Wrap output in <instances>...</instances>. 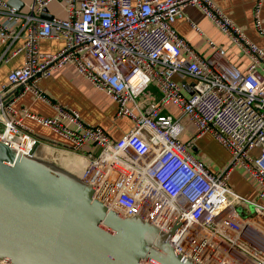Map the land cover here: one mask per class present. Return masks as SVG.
Listing matches in <instances>:
<instances>
[{"label": "built area", "instance_id": "built-area-1", "mask_svg": "<svg viewBox=\"0 0 264 264\" xmlns=\"http://www.w3.org/2000/svg\"><path fill=\"white\" fill-rule=\"evenodd\" d=\"M51 1L32 0L20 10L0 0V62L25 55L0 85V138L35 154L44 140L16 110V90L53 103L39 81L70 66L116 102L117 116L133 121L114 138L64 104L54 103V116L26 112L72 151L86 150L81 178L93 186L94 197L161 230L177 225L173 249L201 264H264V47L214 0H63L66 15L46 17ZM263 2L255 4L262 33ZM187 5L200 8L240 49L248 58L245 70L213 39L203 54L178 32L175 23ZM43 39L63 45L44 51ZM187 122L195 136L211 134L229 152L221 171L196 155L193 139L181 138ZM239 169L254 183V196L231 182ZM233 213L255 224L242 225Z\"/></svg>", "mask_w": 264, "mask_h": 264}, {"label": "water", "instance_id": "water-1", "mask_svg": "<svg viewBox=\"0 0 264 264\" xmlns=\"http://www.w3.org/2000/svg\"><path fill=\"white\" fill-rule=\"evenodd\" d=\"M176 227L121 216L81 177L0 138V264H201L173 249Z\"/></svg>", "mask_w": 264, "mask_h": 264}, {"label": "crops", "instance_id": "crops-1", "mask_svg": "<svg viewBox=\"0 0 264 264\" xmlns=\"http://www.w3.org/2000/svg\"><path fill=\"white\" fill-rule=\"evenodd\" d=\"M136 2L137 0H133ZM233 21L246 33V35L264 47V33L260 32L256 26L255 4L256 0H214ZM32 0H18L20 10H27ZM46 17L65 16V3L63 0H53L46 7ZM261 20L264 27V2L261 9ZM175 27L178 32L184 36L187 41L200 53L208 54L210 48L208 40L213 39L218 45L223 47L228 59L237 65L240 69L245 70L248 65V58L243 55L239 48L233 44L231 39L224 34L197 6L187 5L183 8L182 14L178 17ZM198 27V29L196 28ZM63 45L61 39H43L40 47L44 51H55ZM4 48V43L0 41V54ZM25 62L23 52L17 53L8 61L0 62V85L7 82V76L10 71L20 67ZM40 86L50 96L52 102L39 99L30 91H23L22 88L16 90L18 94L14 100V106L23 118V122L35 134L44 140V143L37 145L35 156L44 160L53 162L73 174L81 177L89 162V156L83 152H74L69 145L61 139L53 130L41 125L37 119L32 118L26 112L36 115L54 116L56 109L54 103L64 104L75 108L86 124H99L105 128L114 138H119L132 127L133 121L128 117L117 116V104L107 94L98 90L88 80L84 79L70 66L56 71L53 75L42 78L39 81ZM155 93L159 95L158 91ZM188 123V122H187ZM186 123V124H187ZM186 140L193 139V150L208 166L215 171H221L224 164L230 158L227 151V161L218 162V164L209 165L206 158H210L207 151L209 142L213 137L203 135L195 136L196 128L188 123ZM183 132V133H184ZM182 133V134H183ZM218 143V142H217ZM201 147H204L203 149ZM87 149H95L94 145H88ZM211 159V158H210ZM217 162V161H216ZM241 170V169H239ZM244 172V171H243ZM238 171L234 172L231 182L234 183L238 191L249 194L254 193L255 189L250 190L243 184H235L238 178ZM254 184V183H253ZM254 187V186H253Z\"/></svg>", "mask_w": 264, "mask_h": 264}, {"label": "rangeland", "instance_id": "rangeland-1", "mask_svg": "<svg viewBox=\"0 0 264 264\" xmlns=\"http://www.w3.org/2000/svg\"><path fill=\"white\" fill-rule=\"evenodd\" d=\"M154 86V84L153 83H151V85H150V88H152ZM189 129L186 127V131H188ZM208 135V137L209 136H211L212 137V135L211 134H207ZM187 137V134H186V132H184L182 135H181V138L182 139H184L185 140V138ZM209 146H208V148H206V149H204L205 151H207L208 152V154H209V156H210V158L208 159V158H206V161L209 163V165H214V164H218V162L220 161V162H225V161H227V151L225 150V148L223 147V146H221L219 143H217L214 139H212V141H210L209 143ZM202 149L204 148V147H201ZM217 161V162H216ZM229 161V160H228ZM228 161H227V163H228ZM227 163H225L224 165L226 166L227 165ZM211 165V166H212ZM224 166V167H225ZM223 167V168H224ZM222 168V169H223ZM238 178H237V181H236V183L235 184H237V185H239L240 183L241 184H243L245 187H247L249 190H250V192L253 190V186H254V184H253V182L250 180V179H248L247 178V176L245 175V173L242 171V170H238ZM233 183V182H232ZM234 184V183H233ZM244 194V193H243ZM244 195H247V196H254V193L252 192V193H249V194H244ZM236 204L238 205L239 204V201H237L236 202ZM242 205H244V204H242Z\"/></svg>", "mask_w": 264, "mask_h": 264}, {"label": "bare ground", "instance_id": "bare-ground-1", "mask_svg": "<svg viewBox=\"0 0 264 264\" xmlns=\"http://www.w3.org/2000/svg\"><path fill=\"white\" fill-rule=\"evenodd\" d=\"M233 216H234L235 219H238V221H240V223H241L242 225H245V224H247V223L254 225V224H255L254 221H256V219H255V220H254V219L240 220L239 216H238L236 213H233Z\"/></svg>", "mask_w": 264, "mask_h": 264}]
</instances>
